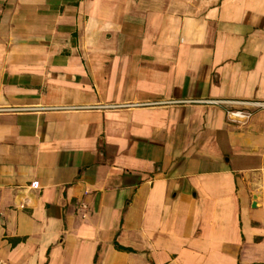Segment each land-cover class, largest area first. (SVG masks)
<instances>
[{
  "label": "crops",
  "instance_id": "1",
  "mask_svg": "<svg viewBox=\"0 0 264 264\" xmlns=\"http://www.w3.org/2000/svg\"><path fill=\"white\" fill-rule=\"evenodd\" d=\"M215 100L264 101V0H0V259L264 264V110Z\"/></svg>",
  "mask_w": 264,
  "mask_h": 264
},
{
  "label": "built area",
  "instance_id": "2",
  "mask_svg": "<svg viewBox=\"0 0 264 264\" xmlns=\"http://www.w3.org/2000/svg\"><path fill=\"white\" fill-rule=\"evenodd\" d=\"M217 104L236 105L238 107H230L226 110L227 118L234 123H245L257 110H264V101H236V100H215L211 101ZM3 213L0 211V219ZM0 264H8L0 259Z\"/></svg>",
  "mask_w": 264,
  "mask_h": 264
},
{
  "label": "trees",
  "instance_id": "3",
  "mask_svg": "<svg viewBox=\"0 0 264 264\" xmlns=\"http://www.w3.org/2000/svg\"><path fill=\"white\" fill-rule=\"evenodd\" d=\"M118 249L120 250H125V251H131V249L129 248H126V247H122V246H119V245H116Z\"/></svg>",
  "mask_w": 264,
  "mask_h": 264
},
{
  "label": "water",
  "instance_id": "4",
  "mask_svg": "<svg viewBox=\"0 0 264 264\" xmlns=\"http://www.w3.org/2000/svg\"><path fill=\"white\" fill-rule=\"evenodd\" d=\"M252 207H255V203L252 204Z\"/></svg>",
  "mask_w": 264,
  "mask_h": 264
}]
</instances>
